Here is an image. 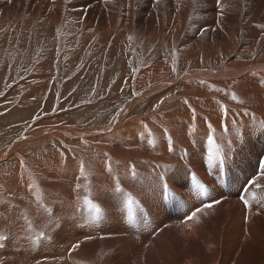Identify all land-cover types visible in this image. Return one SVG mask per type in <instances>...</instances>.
I'll list each match as a JSON object with an SVG mask.
<instances>
[{
    "label": "bare ground",
    "instance_id": "1",
    "mask_svg": "<svg viewBox=\"0 0 264 264\" xmlns=\"http://www.w3.org/2000/svg\"><path fill=\"white\" fill-rule=\"evenodd\" d=\"M33 1L36 3L40 2V0H30L29 2L30 6L33 5L31 4L33 3ZM51 1H52V9H50L49 12L44 11L45 14L42 17H40L41 22L46 21L49 23L50 26H52L51 24L53 22H58V20L61 21L62 18H66V20L63 23H66L70 20L71 21L76 20V22H78L77 23L78 29L82 24H84V31L86 33L84 38H88L89 34L96 30L95 26L97 25L96 24L97 22L94 23L96 25L93 26H91L90 23L87 22L85 23L87 18V14H86L87 12L86 11L83 12L82 8H84L85 10L88 9V7H93L96 9V11H94V9H90L88 11L89 12L88 18H93L96 16L101 17V13L100 12H99L100 14L97 13L98 4L100 5L99 3L100 0H96V2H92L93 0H83L81 3L80 1L79 3L76 2L77 3L76 5H70V7L66 4L68 6L67 9L63 8L61 0H51ZM189 1H190V5H189ZM22 2L24 3V1ZM46 2L48 4V0ZM121 2L123 3V0H121ZM121 2L119 0H108L107 3L106 2L104 3V1L102 2L104 3L103 9L105 10V12L102 13V15L105 16L104 14L107 13V18L103 20L102 17L104 28L100 30V33L98 32L101 38L108 37V35L113 31L115 24H117L115 22H117L119 19L118 12L120 7L119 5L122 4ZM149 2L151 3H149L150 5L148 6V8H151L150 14H152L151 17L153 18H156V16L159 14L161 16V13L165 8L167 11L170 12L169 15H167L169 23L166 31L161 32L160 28L163 25H159L158 23H155V26L153 25L151 29H148L149 30L148 34H151L153 39L154 38L156 39L162 33H164L163 35L166 38V41L168 42V38L170 40L171 38H173L172 36L175 34L174 27L183 28L184 19L186 18L185 16L187 15L188 12L187 9H189V7L191 9L192 6L191 0H159L158 7L156 6V0H151ZM210 2L211 3L209 5V8L207 9L208 15L202 17L203 19L200 20L201 22L198 25L196 24L198 26L197 27L198 30L191 33L190 37L189 36L186 37L187 40L185 42L183 43L180 42V49H179L180 51L178 54L179 56L178 59L174 58L173 56L170 57L171 59L166 58L164 60H162L161 58H158V60H156L157 58L156 59L153 58L155 60H152L148 64V66H146L143 69L141 68L139 71H137V73H134L133 70L131 69L120 71V69L117 68L116 73L119 78L118 84H116L115 82L116 86H113L114 88L110 86L111 87L110 89L103 92L102 98L104 99L101 103H99L103 105L102 104L103 102L108 101L110 102V107H111V102L113 101L112 109H110L111 112L107 116L105 113L98 118L95 117V113H94L95 118L92 117L87 118L84 116L85 113L82 114L83 116L80 114L74 116H66L65 114H63L61 116L68 118L69 122L77 121L78 124L75 125H81V126L92 125L91 127H89V129H83V128L74 129V127H69L68 130H64V128L60 129L55 127L56 129L45 128L44 130L43 128L42 129L39 128L41 129L40 131L36 127L38 129L35 131V135L37 137L43 135L55 134V133H64L69 135L71 138L75 139L74 141H72V143H74L76 147L70 146L71 145L70 144L68 145L70 147L68 152L65 151L62 153V151H57L53 149L54 151L50 150L49 155H46L48 154L49 151L41 153L40 159L29 160L27 157L28 161L22 158L23 153L21 151L23 149L20 151L22 154L19 152L18 145L20 143L19 144L15 143L14 146L7 147L6 151L2 153L0 151V165L3 164L6 160H9V158L12 160L10 166L5 164L3 167L2 165L0 166L1 168L0 225H5L3 230L7 229L9 231L8 236L10 237L9 238L10 243L4 250L6 251V253H4L3 248H5L4 246L6 245L7 239L0 240V264H7L8 261L12 258L17 259L20 263H22L21 262L22 256H26L23 258H27L29 256L28 259L31 258L30 259L32 260L31 262L33 264L36 263V259L32 258V256L36 254L35 253L36 251L34 249H31V246H29L28 244L30 243V241L32 242L33 238L36 239L37 233L41 231H44L46 233V236L52 237V235L55 234L52 226H50L51 220L50 221L48 220L49 217L52 215L51 213L50 216L47 215L48 219L44 221H40L39 223H37L39 221L37 220V222L33 224V221L30 219L29 217L30 213H33V215L36 213L35 217L36 216L41 217L40 215H42V214L40 215L37 214V211H39L40 213V210H36L35 206H32L30 200V197H32L33 192L37 190L36 188L39 182L34 177L27 174L28 172L26 173L25 170H20L19 168H25L30 170L42 182L43 185L42 193H45L44 199H46L47 197L48 199L46 200H49V201H45L44 204L51 202V205L60 206L61 209H63L62 211H64L65 213L70 212V208L72 207L71 215H69V217L65 221L66 222L65 224H67L68 227L71 228L74 222V220H72L73 212L74 215L76 214L75 213L76 210L75 211L73 210L75 208V205L78 206V202L74 198V192L75 193L77 192L74 191L73 178L75 179L74 176H76V171L79 170V164L81 161H83L85 165V170L88 173V175L94 174L96 176L97 181L102 186L101 189L105 188V190L107 189L108 191L112 192L114 191V189H116L117 186L116 185L117 179L114 174V172L116 171L118 172L121 170L120 173H122L123 171L127 172L129 170L132 171V169L135 170V173L138 171L140 173L141 172L146 173V172H150L153 169L155 171L156 170L158 171L159 168L164 164L165 165H168L170 163L173 164L172 161L173 160L175 161L176 157L181 159L182 152L180 149L184 148L186 149V151L189 150L190 158H196L201 154L202 150L207 151V149L210 148V150H212L213 153H217V156L215 155L216 158L214 159V161L212 160L211 162H206L204 161L205 160L204 158L203 160L199 159L200 161L198 160L197 162L198 168L196 167L195 163L192 164L193 162L191 163L190 161L189 163L188 161V163L192 166L193 168L192 170H194L196 175L199 174L196 178L192 179V182H196V184H193L191 182V178L190 180L189 179L184 180L185 174L187 173L186 167L184 165L180 166L179 164L181 162L179 163L177 161L178 164L173 166L174 167L173 172L176 174L171 176V178L168 180L169 185L164 184L162 188L157 186L153 189L151 188L147 189L148 200L149 198L152 197L158 199V197H160V191H161L162 194L161 202L159 204L158 202L156 203L157 207L155 209H157L158 211H162L161 209L164 208L165 206L164 205L165 202L162 200V196L166 195V193L169 190H172V192L173 190H178L180 186V190L183 198L187 202H190V204H188V207H190L188 215L193 209L196 210L197 208L203 206V203L205 202L200 193L204 192L209 202H212L213 200L226 195L227 197L230 198V200L228 199L229 203L238 206L242 217L249 216V213L245 210L244 205L242 204L241 201H239L240 195L243 189L247 186V184L251 180L264 173V125H262L261 123L264 122V88L260 87L259 85V81L264 80V40L261 39V37L264 36V0H223V8H224L225 16L220 21L219 24L217 23L218 13L216 9L215 0H212ZM15 3L17 2L15 1L14 5ZM50 3L51 2H49V4ZM124 4L125 5L123 6H126L127 10L125 11V18L122 20L121 26L118 27V33L117 35H115L117 37H115L116 39L115 42L113 43V48H112V49L115 48V50H118V48H121L122 45L126 44V43H121L124 42L121 40L122 34L125 35L129 29V26L132 27L130 24H133L132 22H130L131 19H133L131 17L132 13L129 6L131 5V0H127V2L126 3L124 2ZM167 4L169 6H167ZM6 5L9 6L8 4ZM28 8L30 9V7ZM170 8L173 9V12L170 11ZM62 9L64 10L62 11ZM7 10L8 8H6V11ZM98 10L101 11L102 8H99ZM213 10L216 11L215 18L214 17L212 18L211 16V14H214ZM7 12H5V16L7 15ZM26 12L27 13L25 16L27 20L31 19L32 16L34 17V15L36 14V13L34 14V7H32L30 10H26ZM1 14L2 12L0 10V16L3 15ZM163 14L164 13H162V16ZM5 16H3L4 19L6 18ZM240 16H242V18ZM2 21L4 20L3 19L0 20L1 24ZM100 22L102 24V21ZM194 23H189V24L192 25ZM191 25L190 27L192 28L193 25L192 26ZM101 27L103 26L101 25ZM203 29L208 30L204 33L208 38V42L202 43V41L198 39L193 41L194 38H198L201 36L200 34L201 32L199 30H203ZM182 30L180 29L179 31ZM179 31H177V33ZM219 49H224L228 51L221 59L218 56ZM253 54H255V59L252 58ZM110 57L112 58V56ZM118 63L119 62H117V64ZM126 86H130V88ZM216 88L223 89L224 91L216 92L214 91V89ZM133 89H136V93L134 92ZM229 89L232 92L236 93L237 96L244 101V103L241 104L233 101L228 95ZM40 90L41 89L32 90L31 97L24 98L23 99L24 102H22L23 103L22 105L26 106V104L30 103V101L33 98L37 99V94L40 93ZM131 91L132 94H134L133 98L130 97ZM40 95H42V93ZM111 99L113 100L111 101ZM185 100L188 101L187 104L184 103ZM153 101L159 104V107L158 108L155 107L154 108L155 110L153 109L148 112L149 105ZM143 103L145 104L148 103V104L147 106H145ZM136 104H138L139 107H142V112L138 115H136L138 111V109H135ZM221 108L226 109L227 113L225 114L224 112H222ZM193 109L195 110L196 113V120L194 122L192 120ZM78 111L79 109L76 112ZM246 111L249 113V115H244ZM76 112L74 111V113ZM253 116L255 117V119H253ZM104 117L108 119L106 120ZM53 118H51V120L44 119V123L46 125H50V123L54 125L55 118L54 119ZM102 118L105 119L106 121L105 123L107 122L109 123L112 121L111 122L112 124L102 129L99 128V126H97L96 124H98V122H100ZM205 118H207V120L212 124L213 144H209L208 142L209 133H208L207 125L204 123ZM94 123H96L95 126H93ZM193 123H195L194 132L192 131ZM168 137H171L173 141L172 152H169L167 150ZM26 138L27 137H25L24 140ZM80 140L82 141V143H85L88 147L86 146L84 147V145L81 144V148H80V143L78 142ZM104 140L107 141V146L105 145V143L102 142ZM149 140L154 141L155 147H152L149 144ZM26 141L22 142L21 145L25 146L28 141L30 142V140H28L27 142ZM17 142H21V139L19 138ZM111 142H113V144L108 145V143ZM82 150H85L86 155L85 152L84 153L82 152ZM105 153H107V156H105ZM200 156L204 157L202 154ZM17 157H19L18 163H16ZM218 160H220V162ZM109 163L111 166V171H108ZM201 164L203 165L199 169V166ZM218 164H220L222 167L220 166L221 169L219 171H215L217 170ZM187 166L189 165L187 164ZM206 168L209 172L205 171ZM59 173L66 176L63 175L56 176V174L60 175ZM154 173L156 174V172ZM18 177H21V182L20 180H18ZM51 180L53 182H51ZM224 180L227 183L226 191H224L221 188V182L223 184ZM7 181H10L8 182L9 185H7ZM74 181L77 180L75 179ZM176 181L178 182V184H175ZM79 182L77 181V184ZM83 183L85 184V182ZM236 183H240V184L236 190L235 197H232V194L234 193L232 192L230 193L229 188H233L234 186H236ZM257 184L260 187H256L255 185H251L249 187L247 186V189L245 191V197L249 200L252 211H259L260 202L264 201V177L259 179L257 181ZM90 187L91 186H89V188ZM82 189L85 190V188ZM101 189L99 188V190ZM89 190L90 189H88V191ZM134 190H129L124 195L121 194L122 197L119 201V207L121 210L123 208H127V207L129 208V206H133V205L137 209V203H135L137 201L132 200L133 196L136 197V194L134 195L136 191L134 192ZM57 191H61V194H58ZM221 191H223L224 194H221L220 193ZM5 193L7 194L8 197L5 195ZM127 195H129L128 200L125 202V198ZM2 196L7 198L8 202L6 200L7 203H4L1 208ZM92 198L94 199V196H92ZM137 198L136 200H138ZM82 199H84V197ZM86 199L87 198H85V200ZM11 201L18 206L17 208L19 210L16 208V210L12 212L13 209L11 207L12 205L10 203ZM110 201H111L110 209L113 211H117V210L120 211L117 203L113 199H111ZM41 206L45 207L46 205L45 206L41 205ZM46 207L48 208L52 206H50L49 204V206ZM140 207H142V204ZM131 211L132 210H130L126 215H130ZM239 216L240 215L238 211L236 218L239 219ZM77 217L78 216L76 215V218ZM64 218L65 217L61 219ZM179 218H181V214L179 212L177 213L174 212V209H170L166 218H164L163 215H161L160 218L155 217L153 220L154 223L150 222L152 223L151 225L149 222H145V221L141 222V213H140L137 217V221H139L138 225H135L133 227H135V230L138 231V235H140V233L143 231L148 232L149 227L154 228L155 226V230H156L158 229V227H160L161 224H167L171 221H174L173 219L178 220ZM115 220L118 221V225L115 224L114 222ZM107 223L108 220L106 224ZM193 224L194 223H189L186 225L187 232L185 233L188 239H190V236L195 238L194 231L192 229ZM108 226L114 229L115 232H117L115 230L117 229L118 230L117 233H119L118 235H120V232H123V234L129 235L132 238V235L128 234V232L131 231L128 230L124 225V220H122V216L121 217L120 215L116 216L111 221V223L108 224ZM249 226H250V232L253 233L254 241L256 240L253 244H251L249 248L253 249L255 254H257L258 251H259L258 254H261V251L263 252V247H264L263 244L264 214H261L260 217L258 218H253L250 221ZM3 230L2 228H0V235L2 236H4V233H2ZM71 234L72 236L69 235V237L72 238H69L70 240H67L68 242L73 240L74 239L73 237L76 235L72 231ZM35 239H33V241H35ZM117 239H119V237ZM193 240L195 241L196 239ZM38 242L40 243V246L43 245L41 244V240H38ZM111 242L112 241H110V243ZM124 242L127 241L122 240V244ZM30 245H32V243ZM190 246L192 247V244ZM62 247H64L63 243H62ZM194 248L196 249L199 248L201 252L198 251V253L199 254L202 253V257L207 258L212 263V261L214 260L213 257L215 255L214 250H206L201 246ZM73 253H74L73 256L74 255L75 257L78 256L82 260H84L82 255L78 253L77 249L73 251ZM148 254L150 257L148 261L149 264H157L159 262L160 257H162V255L164 254V252H162V254H159L160 257L154 251L149 252ZM17 255L18 256L20 255L21 258H17ZM40 256H42L41 253ZM75 257L74 260H76ZM259 258L260 256L257 257V259ZM39 259H41V257ZM27 261L28 260H26V262ZM63 261L64 260H62L61 263L59 264H72L71 263L72 261L71 262L67 260H65L64 262ZM196 262L197 264H199L198 259L196 260ZM186 263L196 264V263H192L191 260L190 263L189 262ZM54 264L56 263L54 262ZM261 264L264 263L262 262Z\"/></svg>",
    "mask_w": 264,
    "mask_h": 264
},
{
    "label": "rangeland",
    "instance_id": "2",
    "mask_svg": "<svg viewBox=\"0 0 264 264\" xmlns=\"http://www.w3.org/2000/svg\"><path fill=\"white\" fill-rule=\"evenodd\" d=\"M6 1L0 0L1 3L0 10L3 14V15L1 14L2 16H0V20L2 19L4 20L2 21V24L4 23L3 25L0 22L1 25L0 26V151L2 153L6 151L7 147L14 146L15 143L17 144L20 143L18 145L19 152L22 149L24 150L21 151L24 155L20 152L22 154V158L27 160L28 157L29 160L31 159L35 160V159H40L41 153L49 151L48 154L45 153L46 155H49L50 150L62 151V153L65 151L68 152L70 149L68 145L71 144L70 146H75V144L72 143V141H74L75 139L71 138L67 134L55 133V134L43 135L37 137L35 135L36 130H38L39 128L41 129L43 128V130L45 128L54 129L55 127L60 129L64 128V130H68L69 127H74V129L76 128L89 129V127L92 126V125H87V126L75 125L78 124L77 121L69 122L68 118L61 117L63 114H65L66 116H74L77 114L82 115L85 113L84 116L87 118L88 117L98 118L102 116V114L104 113L107 116L111 112L110 109H112L113 99H111L112 101L111 107H110V102L108 101L103 102L102 103L103 105L99 103H101L104 99L102 98L103 96L102 93L110 89L111 87L116 86V84H118L119 78L116 73L117 68H119L120 71L131 69L133 70L134 73H137V71H139L141 68L143 69L146 66H148V64L152 60H155L156 58H157L156 60H158V58L164 60L166 58L171 59L170 57L173 56L174 58L178 59L179 58L178 54L180 51L179 50L180 42L181 43L185 42L187 40L186 37L188 36L190 37L191 33L198 30L197 25L201 22L200 20L203 19L202 17L208 15L207 9L209 8V5L211 3L210 1L212 0H203V1L197 0L195 5L193 3V0H191L192 6L191 9L190 7L189 9H187L188 12L187 15L185 16L186 20L184 19L183 28L174 27V33L176 35L174 34L172 36L173 38H171L170 40L167 37L168 42L166 41V38L163 35L164 33H162L156 39L155 38L153 39L151 34H148L149 31L148 29H151L153 25L155 26V23H158L159 25H163L160 28L161 32L166 31L169 23L167 15H169L170 12L167 11L166 8L164 7L165 9L162 11V13H164L165 15L163 14L162 16L161 13V16L159 14L156 16V18H153L151 17L152 14H150L151 8H148V6L150 5L149 3H151L149 1L151 0H131V5L129 6L132 13L131 17L133 19H131L130 22H132L133 24H130L132 27L129 26V29L125 35L122 34L121 40L124 42L121 43H126V44L122 45V47L118 48V50L112 48H113V43L115 42L116 39L115 37H117L115 35H117L118 33V27L121 26V22L125 18V11L127 9L126 6L123 5H125L124 2L126 3L127 0H123V3L121 2V0H119L122 3L121 4L122 6L119 5L120 6L118 12L119 19L117 22H115L117 24H115L113 31L110 34L108 32L109 35L106 38H101L99 34L100 30L104 28L103 20L107 18V13L104 14L105 16L102 15V13L105 12V10L103 9L105 0H100L99 2L100 5L98 4V9L102 8L101 10L102 12L97 9V13L98 14L101 13V17L96 16L93 18H88L89 16L88 11L90 9H94V11H96V9L93 7H88V9L86 10L82 8L83 12L84 11L87 12V13L85 12L87 14L85 23L86 22L90 23L91 26L97 24L95 26L96 30L90 33L88 38H84L86 35L84 31V24H82L81 26L79 25L80 27L78 29L77 27L78 22H76V20L75 21L70 20L66 22L68 24L67 25L66 23H63L66 20V18H62L63 20L61 19V21L58 20V22H53L54 24L52 23L51 24L52 26H50L49 23L46 21H42V22L40 21V17H42L45 14L44 11L49 12L50 9H52L51 0H48V4L46 2L47 0H43L44 2L40 0V2L37 3L33 1V3H31L33 5L31 6L29 3L30 0H21V2L20 0H12L14 2L15 1L17 2L15 3V5L14 2L12 1L11 2H9V0ZM22 1H24L25 4ZM79 1L81 3L83 0H70V1L64 0V3L63 0H61L62 6L65 9H67L68 6L70 7V5H76L77 3H79ZM103 1L104 3H102ZM49 2H51L50 3L51 5L49 4ZM92 2H96V0L95 1L93 0ZM6 4H8L9 6H7ZM34 4L38 8H36ZM158 5L159 3L156 2L157 7ZM189 5H190V1H189ZM27 6L30 7V9L34 7V14L36 13L34 17L32 16V18L28 20L26 19L25 15L27 13L26 10H30V9ZM167 6L169 5L167 4ZM6 8H8L7 10L8 12L6 11ZM63 10L64 9H62V11ZM170 11L173 12V9L170 8ZM5 12H7L6 16H5ZM213 13L214 14H211V16L212 18L213 17L215 18L216 11L213 10ZM3 16H5L6 18L4 19ZM240 17L242 18V16ZM99 20L102 21V24ZM189 23H194L195 25L192 24L193 27L191 28L190 27L191 24ZM101 25L103 27H101ZM180 29L183 30L179 31ZM177 31L179 32L177 33ZM199 31L201 32L202 30ZM197 39L202 41V43L208 42V38L205 34L201 35L198 38H194L193 41ZM227 52H228L227 50L219 49L218 50L219 58L221 59L222 57H224V55ZM221 53L223 54V56ZM110 56H112V58ZM117 62H119L118 63L119 65L117 64ZM126 87L130 88V86H126ZM35 89L36 90L41 89L40 93L37 94V99L33 98L30 101V103L26 104V106L22 105L23 104L22 102H24L23 99L30 98L32 94L31 93L32 90ZM133 90L136 93V89ZM41 93L42 95H40ZM130 95H131L130 97L133 98L134 94H132V91ZM154 101L149 105L148 112L150 110H153L157 105V103H155ZM143 104L147 106L148 103L146 104L143 103ZM78 109L79 111L76 112ZM135 109H138L136 115L142 112V107H139L138 104L135 105ZM74 111L76 113H74ZM94 113H95V117H94ZM53 117L55 118L54 125H52L51 123L50 125H46L44 123V119L51 120V118ZM105 119L102 118L103 122L102 120L100 122L97 121L98 124H96L97 123L96 122L93 124V126H95L96 124L97 126H99V128L102 129L112 124L111 123L112 121L109 123L108 122L105 123L106 122ZM37 122L40 123L41 125L38 124ZM43 124L45 127L43 126ZM41 129L39 130L41 131ZM25 137L27 138L24 140ZM19 138L21 139V142H17ZM26 140L27 141L30 140V142L28 141L29 144ZM34 140L35 142L37 141L38 142L35 143ZM25 141L27 142V144L25 146L21 145V143ZM78 142L80 143V148H81V144H83L84 147L85 146L88 147L85 143H82L81 140ZM102 142L105 143V145L107 146V141L104 140ZM111 144H113V142L108 143V145ZM183 149H180L182 152L181 159L176 157L175 161L174 160L172 161L173 164L170 163L168 164L169 166L164 164L159 168L158 171L157 170L155 171L154 169L146 173L144 172L140 173L138 171L136 172L135 176L131 174L132 171L130 170L127 172L123 171L122 173H120L121 170L118 172L117 171L114 172L117 179L116 185L120 187V191H115L114 189V191L111 192L108 191L107 189L105 190V188L101 189L102 186L97 181L96 176L94 174L92 175L91 173H89L91 175H88V173L85 170L86 172L85 176L87 177V179L84 178L81 179L79 175V170H77L76 176L74 177L78 182L81 180L78 183L81 189L77 193L74 192V198L77 200L78 206L75 205V208L73 210V211L76 210L75 211L76 214L74 215L73 212L72 220H74V222L71 228H69L68 225L65 224L66 223L65 221L67 220L69 215H71L72 207L70 208V212L65 213L64 211H62L63 209H61L60 206L57 205L54 206L51 205V202H48L52 207L47 208L46 206H49V204L48 203L44 204V202L49 200H46L48 199L47 197L46 199H44L45 193H42L43 192L42 182L30 170L25 168H19L20 170H25L26 173L28 172L27 174L34 177L39 182L38 186H40V187L37 186L36 188L37 190L33 192V195L32 197H30V200L32 206H35L36 210H40V213L39 211H37V214L38 215L42 214L43 217L42 215H40L41 217L36 216L37 217L36 219L35 217L36 213L34 215L33 213H30L29 214L30 219L33 221V224H35L37 220H39L37 222L39 223L40 221H44L48 219V216L52 214L48 220L49 221L51 220L50 226H52L55 232V234L52 235L53 238L51 236H45L44 239H41V244H43L41 246L38 241L37 242L39 244L37 242H33V239L35 238L32 239V242L30 241L28 245L31 246V249H34L36 251L35 255L37 257L36 258L35 255H33L32 258H35L36 262L41 261L42 264H46V263L54 264V262L56 264H59L61 263L62 260L64 261L67 260L70 262L72 261L71 262L72 264L74 263L75 264H149L148 261L150 257L148 253L154 251L158 254L159 257H160L159 254H162V252H164V254L162 255V257H160L159 262L157 264H187L186 262L190 263V260L192 263L197 264L196 262L197 259L199 260V264H261L262 262L264 263V247H263V252L261 251V254H258L259 251L257 252V254H255L254 250L249 248L251 244H253L256 241V240L254 241L253 233L250 232L249 225H250V221L253 218L260 217V215L257 216L254 214L257 211H252V214H249V216H247L248 220L246 222L245 217L241 216L240 209L238 208V206L229 203L228 199L230 200V198L224 195L223 197L217 198L221 200L222 203L216 205L214 208L204 209V211L201 213H198L196 212V210L193 209L188 215L190 208L188 207V204H190V202H187L183 198L180 190V186L178 190H173V192L172 190H169L166 193V195L162 196V200L165 202L164 208L161 209L162 211H158L157 209H155L157 207L156 203L158 202L159 204L161 202V195H162L161 191H160V197H158V199L152 197L149 198L148 200L147 189L150 188L153 189L157 186L162 188L164 184L169 185L168 180L171 178V176L176 174L173 172L174 171L173 166L178 164V162L179 163L181 162L179 164L180 166L184 165L186 167L187 173L185 174L184 180L185 179L190 180L191 178V182H192V179L196 178L199 174L196 175L194 170H192L193 168L189 164L190 161L191 163L193 162L192 164L195 163L197 167V162L199 159L203 160L204 158L205 159L204 161L211 162L212 160L214 161V159L217 156V153H213L212 150H210L209 148L207 149L208 152L205 150L201 151V154L204 157H201L200 154L199 155L200 158L199 156L196 158H190V151L188 149H187L188 151H186V149L184 150ZM82 152L84 153L85 150H82ZM218 161L220 162V160ZM18 162H19V157H17L16 159V163ZM11 163L12 160L9 158V160H6L1 165L2 167L4 166V164L10 166ZM187 164L189 166H187ZM202 165L203 164L199 166V169L202 167ZM220 166L221 165L218 164L217 170L215 171H219L222 167ZM205 171L209 172L207 168L205 169ZM154 172H156V174ZM61 175L63 174L60 175L56 174V176H61ZM75 179L73 178L74 189L77 185V181H74ZM18 180H20L21 182V177H18ZM8 182L10 181H7V185H9ZM51 182L53 181L51 180ZM83 182H85V184ZM192 183L196 184V182H192ZM175 184H178V182L176 181ZM239 184L240 183H236V186H234L233 188H229L230 193L231 192L234 193L232 194V197H235L236 190ZM87 185L91 187L89 188V186ZM226 185L227 183L225 182V180L223 184L221 182V188L224 191L227 190ZM249 186L250 184L248 185V187ZM82 188H85V190ZM99 188L101 190H99ZM88 189H90L89 190L90 192L88 191ZM128 189L129 190L135 189L134 192L136 191L134 193V195L136 194V197L133 196L132 200L137 201V202L134 201L135 203H137V209L133 205V206H129V208L127 207L121 210L119 207V201L122 195H124L126 192L129 191ZM57 192L58 194H61V191H57ZM220 193L224 194L223 191H221ZM5 195L7 196L6 193ZM92 196H94V199L92 198ZM128 196L129 195L126 196L125 202L128 200ZM83 197L84 199H82ZM85 198L87 199L85 200ZM108 198L113 199L117 203L120 211L118 210L113 211L110 209L111 199ZM136 198L138 200H136ZM1 199H2V204H1V208H2L3 204L8 202V199L3 196ZM86 201H90L93 205L98 207L100 211L97 212L95 208L90 209ZM239 201L241 200L239 199ZM10 203L12 204L11 207L13 209L12 210L13 212L14 210H16L18 206L12 201ZM141 204L142 207H140ZM37 205L40 207H38ZM41 205L44 206L46 205L45 206L46 209ZM170 209H174V212L176 213L179 212L181 214V218H179L178 220L173 219L174 221H171L167 224H161L160 227H158V229L156 230H155V226L154 228L149 227L148 232L143 231L140 233V235H138V231H136L135 227L133 226L138 225L139 221H137V217L140 213H141V222L145 221L150 223L153 222L155 217L160 218L161 215H163V217L166 218ZM130 210H132L130 213L131 216L126 215ZM238 211L240 215L239 219L236 218ZM193 212H196V216L193 219L189 220L187 217H189ZM118 214L120 215V217L122 216V220H124V225L126 226V228L131 231L128 232V234L132 235V238L129 235L123 234V232H120V235H118L119 233H117L118 232L117 229H115L117 231L115 232L114 229L108 226V224H110L111 221L116 216H119ZM76 215L78 216L77 218ZM63 217L65 218L61 219ZM107 220L108 223L106 224ZM54 222H58L59 226H56ZM114 222L116 225H118V221L115 220ZM189 223H194L192 225V229L194 231L195 238L190 236V239H188L186 236L185 233L187 232L186 225ZM150 224L152 225V223ZM4 226L5 225H0V228H2L3 230ZM71 231L76 234L73 237L76 240L73 239L68 242L67 240H70L69 238H72L69 237V235L72 236ZM2 233H4V236L7 239L6 245L4 246L5 248H3L4 251L10 243V239H9L10 237L8 236L9 231L7 229L3 230ZM88 236H91L93 238L89 240L87 239ZM118 237L119 239H117ZM124 237L127 238L125 239ZM193 239H196L195 240L196 243ZM122 240L127 242H124L122 244ZM78 241H83L80 247L77 249V251L82 255L84 260H82L78 256L77 257H75V255L73 256L74 253L73 251H71L70 246L74 244L72 242L77 243ZM110 241L112 242L110 243ZM31 243L32 245H30ZM62 243L64 247H62ZM191 244L192 247L190 246ZM199 245L206 250L215 251V255L213 257L214 260L212 261V263L207 258H203L202 253L201 254L198 253V251H200L199 248L197 249L194 248V247H200ZM44 249L46 253L44 252ZM61 250H63L64 252ZM4 253H6V251H4ZM40 253L42 256H40ZM38 254L41 257V259H39L40 257L38 256ZM21 256L17 255V258H21ZM258 256H260L259 259H257ZM23 257L26 256H22L21 258L22 263H20L17 259L12 258L9 260L10 264H19V263L25 264L26 260H28L27 261L28 263L26 262V264L29 263L33 264L31 262L32 260H30L31 258L28 259L29 256L27 258H23ZM74 257L76 260H74ZM9 261L7 264H9Z\"/></svg>",
    "mask_w": 264,
    "mask_h": 264
},
{
    "label": "snow or ice",
    "instance_id": "3",
    "mask_svg": "<svg viewBox=\"0 0 264 264\" xmlns=\"http://www.w3.org/2000/svg\"><path fill=\"white\" fill-rule=\"evenodd\" d=\"M9 2H11V0H9ZM105 2L107 3L108 0H105ZM156 2L158 3L159 0H156ZM196 2H197V0H193L194 5L196 4ZM215 4H216V7H217V13H218V14H217V23L219 24L220 21H221V20L224 18V16H225V12H224V8H223V0H215ZM206 31H208V30H207V29H203V30L201 31V35H204V33H205ZM261 39L264 40V36H262ZM258 42H259V41H258ZM252 58L255 59V54L252 55ZM259 85H260V87L264 88V80L259 81ZM214 91H216V92H223L224 90H223V89H220V88H216V89H214ZM228 95L230 96V98H231L233 101H235V102H237V103H241V104L244 103V101H243L242 99H240V98L237 96V94L234 93V92H232L230 89H229ZM184 103L187 104L188 101L185 100ZM155 107L158 108V107H159V104H157ZM154 110H155V109H154ZM221 111L224 112L225 114L227 113V110L224 109V108H221ZM244 115H249V113L246 111V112L244 113ZM253 119H255L254 116H253ZM192 120H193V122L196 120V113H195V110H194V109L192 110ZM204 123L207 125V128H208V133H209V135H208V142H209V144H213V139H212L213 128H212V124L207 120V118L204 119ZM261 123H262V125H264V122H261ZM192 131H193V132L195 131V123H193ZM149 144H150L152 147H155V143H154V141L149 140ZM167 150H168L169 152H172V151H173V141H172L171 137H168V138H167ZM105 156H107V153H105ZM21 163H23V162H21ZM108 171H111L110 163H109V165H108ZM79 174H80V177H81V178L87 179V177L85 176V165H84L83 161H81L80 164H79ZM132 174H133V176L136 175L134 169H132ZM262 177H264V173H262L260 176H257V177H255L253 180H251V181L249 182V183H250V186H251V185H255L256 187H260V186L257 184V181H258L259 179H261ZM115 190H116V191H120V188L117 186ZM74 191H76V192H79V191H80V186H79V184L76 185ZM241 201H242V203H243V205H244L245 210H246L249 214H252V209H251V205H250L249 200H248L247 198H243V197H242V198H241ZM86 203H87V205H88V207H89L90 209H91V208H95V210H96L97 212L100 211V209H99L98 207H96L95 205H93L90 201H86ZM221 203H222V201L219 200V199H215V200H213L212 202L203 203V206L200 207V208H197V209H196V212H203L204 209H212V208H214L216 205H219V204H221ZM259 207H260V210L254 213V214L257 215V216H259V215H261V214H264V201H261V202H260ZM196 212H193V213L188 217V219H189V220L193 219V218L196 216ZM247 220H248V217L246 216V217H245V221L247 222ZM54 224H55L56 226H59L58 222H54ZM45 236H46V233H45L44 231H41V232L37 233V235H36V241L41 240V239H44ZM92 238H93V237H91V236H88V237H87V239H89V240L92 239ZM4 239H6V237L0 235V240H4ZM36 241H33V242H36ZM82 242H83V241H78L77 243H74V244L71 246V251H75L76 249H78V248L80 247V245H81ZM36 264H42V262H41V261H37Z\"/></svg>",
    "mask_w": 264,
    "mask_h": 264
}]
</instances>
